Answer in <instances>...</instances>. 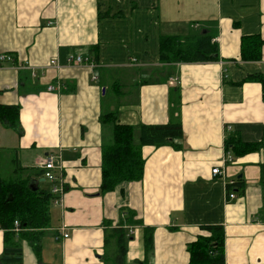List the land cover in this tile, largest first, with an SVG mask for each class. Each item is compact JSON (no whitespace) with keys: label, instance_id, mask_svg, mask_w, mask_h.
I'll use <instances>...</instances> for the list:
<instances>
[{"label":"crops","instance_id":"0c3cea01","mask_svg":"<svg viewBox=\"0 0 264 264\" xmlns=\"http://www.w3.org/2000/svg\"><path fill=\"white\" fill-rule=\"evenodd\" d=\"M200 32L217 62L160 60L161 38ZM249 36L264 42V0H0V55L14 59L0 65V106L19 107L20 127L0 122V168L9 155L12 181L51 193L43 166L55 156L65 183L41 264H116L117 232L124 264H190L188 246L208 225L224 228L225 264H264V147L241 157L226 149L228 137L264 139L262 85L244 82L264 74V44L261 61H242ZM107 113L135 128L180 122L183 139L143 147V179L101 195ZM239 178L244 192L228 191ZM145 230L154 232L148 256ZM23 264H39L26 242Z\"/></svg>","mask_w":264,"mask_h":264},{"label":"trees","instance_id":"16d2710c","mask_svg":"<svg viewBox=\"0 0 264 264\" xmlns=\"http://www.w3.org/2000/svg\"><path fill=\"white\" fill-rule=\"evenodd\" d=\"M263 40L259 36L243 37L241 59L245 62H259L262 59ZM160 60L172 63H210L219 60L218 50L212 37L200 32L188 38L163 37L160 40ZM96 62V58H94ZM244 82H257L262 85L264 102V74L249 77ZM19 107L0 106V122L19 131ZM101 125L109 131L110 139L102 146L101 195L114 192L124 183L140 182L144 174V160L141 149L145 146L161 147L172 145L183 139L180 122L166 125H147L133 127L120 124L116 113L101 116ZM139 140H136V135ZM264 147V139L259 143H243L228 137L227 152L237 157L258 152ZM178 146L175 145V149ZM32 179L6 181L0 178V230L3 231L4 249L0 264H23V243L32 249L37 262L42 263V242L50 228V205L53 196L41 191L35 185L30 188ZM245 182L237 179L228 191L244 192ZM12 197V201L9 198ZM19 223V232L15 230ZM208 236H202L189 244L190 264H225V234L220 225L201 226ZM120 231V230H118ZM122 231V230H121ZM118 256L116 264H124L125 236L117 232ZM152 230H145V249L147 256L153 251Z\"/></svg>","mask_w":264,"mask_h":264},{"label":"built area","instance_id":"2783aa9c","mask_svg":"<svg viewBox=\"0 0 264 264\" xmlns=\"http://www.w3.org/2000/svg\"><path fill=\"white\" fill-rule=\"evenodd\" d=\"M14 61L13 57L8 54H2L0 55V65L4 63H10ZM68 63H73V64H89L92 69L95 68V63L91 59H84L83 57L77 56H70L68 59ZM52 66H57V63L55 61L51 62ZM94 80H97V78L93 77ZM54 87H49L48 91L52 92L54 91ZM61 159V158H56L55 156H48L44 162L43 170V178L45 181L49 182L52 185L51 189V195L53 196V204L54 205H59L61 204V201L63 199V196L65 194V183L64 179L62 176V168L56 166V160ZM226 162H233L232 158L227 157ZM211 175L213 177L221 176L223 175V172L221 171L220 167H215L211 171ZM230 185H234V182H232ZM236 198V195L231 193L229 194V199L234 200ZM15 230L19 232V223L15 222ZM64 239L68 238V235L65 233L63 235Z\"/></svg>","mask_w":264,"mask_h":264},{"label":"rangeland","instance_id":"374dc122","mask_svg":"<svg viewBox=\"0 0 264 264\" xmlns=\"http://www.w3.org/2000/svg\"><path fill=\"white\" fill-rule=\"evenodd\" d=\"M4 154V153H3ZM2 157V156H1ZM0 178L6 181H12L14 179L13 167L11 165V158L9 155H5L1 161ZM49 184V182H48Z\"/></svg>","mask_w":264,"mask_h":264},{"label":"water","instance_id":"95a60500","mask_svg":"<svg viewBox=\"0 0 264 264\" xmlns=\"http://www.w3.org/2000/svg\"><path fill=\"white\" fill-rule=\"evenodd\" d=\"M30 188H31L32 190H35V185H34V184H31ZM9 201H12V197L9 198Z\"/></svg>","mask_w":264,"mask_h":264}]
</instances>
